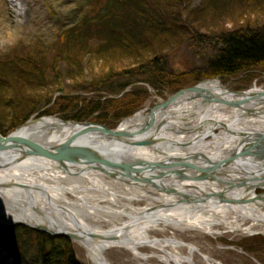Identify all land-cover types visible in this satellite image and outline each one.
Segmentation results:
<instances>
[{"label":"bare ground","instance_id":"1","mask_svg":"<svg viewBox=\"0 0 264 264\" xmlns=\"http://www.w3.org/2000/svg\"><path fill=\"white\" fill-rule=\"evenodd\" d=\"M198 90L175 95L159 114L162 125L148 132L141 146L110 145L95 137L85 140L103 147L120 163L133 168L141 165L155 173L154 178L186 165L207 168L221 164L214 174L224 182L264 181V151L255 150L264 143V102L236 103L243 97L232 95L218 79L202 82ZM263 93L254 88L247 97ZM206 95L224 102H206ZM143 114L124 122L120 132L135 129ZM63 122L51 116L31 118L13 130L11 137L44 147L60 145L79 130ZM230 159H234L232 164L227 163ZM200 175L199 170L194 171L188 178L156 187L152 182L109 176L79 156H55V147L47 154L24 157L0 147V223H21L51 234L71 235L94 264H108L104 252L114 248L163 264H195L196 254L201 263L216 264L210 255L200 254L197 246L173 233L166 235V229L213 237L220 233L216 226L227 233H264V194L259 200L233 203L207 200L225 194L227 187ZM165 186L176 188V192L161 188ZM250 192L241 188L227 197L238 199ZM134 202L142 204L135 206ZM141 247L152 252L142 254Z\"/></svg>","mask_w":264,"mask_h":264},{"label":"trees","instance_id":"2","mask_svg":"<svg viewBox=\"0 0 264 264\" xmlns=\"http://www.w3.org/2000/svg\"><path fill=\"white\" fill-rule=\"evenodd\" d=\"M82 1L84 2L79 3L82 7L76 15L78 19L60 29L49 48L35 40L32 45L19 46L20 50L29 54H23L22 57L7 54L2 57L3 61L0 60V94H4V88L8 90L9 86H30L28 92H34V96H28L26 90L20 91L19 96L14 97L16 103L13 108L10 107V111L5 107L8 102L0 105L1 125L6 127L5 130L0 128L3 136L24 124L38 110L44 99L35 95L40 93L38 86H54L57 91L64 92L67 81L70 86L107 88L116 86V80L121 82V79H125L126 81H122L118 86L126 88L131 80L142 81L156 93L160 94L164 90L167 94H173L183 88L184 84L180 82L176 83L175 87H170L172 82L184 77L193 78L198 83L205 79L231 78L252 70L264 73V25H245L211 35L190 33L186 29L189 26L180 24L181 15L178 11L182 0ZM103 1L105 3L102 8H98L92 15L91 9L83 8L87 2L92 6ZM219 4L225 5L224 0L211 1L209 5L216 9ZM183 30H186L188 39L180 43L187 44L191 56L199 60L201 65L190 68L179 76H173L167 69V57L159 55L156 50L158 45L171 41L176 33L184 32ZM178 42L176 45L180 44ZM48 51L54 52L53 64L45 65L42 62ZM93 61L99 63V71L102 74L95 77L94 84H86L84 78L88 68L89 73L94 76L93 70H90ZM61 64L65 71L60 70ZM47 71H51L49 77L44 74ZM142 94L144 96V90L136 88L128 91L126 96L120 97L119 101L102 103L98 99L94 102H84L75 109L82 110L79 113L84 116L74 114L70 119L84 121L96 114L93 116L94 123L112 128L122 118L129 116L128 107L134 105ZM117 102L121 103L118 108L113 107L116 111L119 108L125 109L124 116L115 113V119L107 122L108 114L103 111L104 107ZM73 106L77 107V104L74 103ZM14 111H19V114H13ZM26 232L22 227L0 225V238L4 239L10 248L14 247L13 240L18 242L22 239L25 242L28 239ZM29 232L31 231H28L31 237L36 235L35 255L40 259V264H80L75 259L69 239ZM262 244L264 241L258 236L247 240L244 248L264 253V248H260Z\"/></svg>","mask_w":264,"mask_h":264},{"label":"rangeland","instance_id":"3","mask_svg":"<svg viewBox=\"0 0 264 264\" xmlns=\"http://www.w3.org/2000/svg\"><path fill=\"white\" fill-rule=\"evenodd\" d=\"M211 1L217 2L218 0H182L178 11L181 15L180 24L186 27L189 26V28L186 29H188L190 33L197 32L207 35L216 34L222 30H233L239 27H244L245 25H264V0H224L225 5L219 4L216 9L209 5L211 4ZM82 2L84 1L0 0V60L3 61L2 57L7 54L17 55L19 57H22L23 54H29L26 51L20 50L19 46L23 45L24 47L26 45H32L35 40H39L44 47L49 48L51 43L55 40V34L63 27L71 25L78 19L76 15L82 7V4L79 5V3ZM104 3L105 2L103 1L99 2V4H92V6H90V3L87 2L83 8L91 9L90 14L92 15L98 8H102ZM183 31L184 32L176 33L171 41L168 40L165 41L164 44L158 45L156 50L159 55L163 54L167 57V69L173 76H179L189 71L190 68L201 65L199 60H196L191 56L187 44L180 43L182 40L184 41L188 39L186 30ZM177 42L180 44L176 45ZM38 55L41 54L38 53ZM53 55V51L45 53V58L42 63L45 65L53 64ZM92 65L93 66L92 68L90 67V70H93L94 76L89 73L90 71L88 68V70L85 71L86 76L84 78L86 84H94L95 77L97 78L99 74H102L99 71V63L93 61ZM60 70H64L62 64L60 65ZM44 74L49 77L51 71H47ZM218 80L228 91L231 92L250 91L254 88L259 91H264V73L260 70H252L235 77L225 79L220 78ZM122 81L124 82L126 80L121 79V82L116 80L114 82L116 86H110L107 88L101 86H70V83L67 81L65 84L66 86H64V92L57 91L54 86H38L37 89L40 90V93H36L35 95L44 99L39 105L38 110L40 111L36 110L38 113L32 116V118L51 116L63 121L72 122L70 118L75 116L74 114H81L79 112L82 111H75V109L82 106L81 104L84 102H94L98 99L102 103L119 101L120 97L128 94V91L136 88L142 89L144 90V96L142 94V96L135 101L134 105L128 107L130 113L129 116H132L134 113L140 111L145 113V111L159 105L162 101L172 95L167 94L164 90H162V93L160 94L156 93L142 81L131 80L126 88H122L121 86H118ZM180 82H182L181 84H184V87L179 90L188 89L197 85V81L193 80V78L184 77L183 79L172 82V86L170 87H175L174 85ZM185 84H188V86H185ZM28 87L30 86H9L8 90L4 88L6 92L0 94V105L8 102V104H5V107L10 111V107L13 108L12 106L16 103V98L14 97L19 96L18 93L20 91L22 92L23 90H26L28 92ZM27 95L34 96V92H28ZM74 103L77 104V107L73 106ZM120 104L117 102L104 107L103 111L105 114H108L107 122L115 119V113L124 116L125 109L119 108V110L116 111L113 107L115 106L118 108V105ZM13 114L18 115L19 111H14ZM95 115L96 114L93 116ZM82 116L84 115L81 114L80 117ZM93 116L81 122L106 127L94 123ZM8 120L9 119H7V121ZM1 122L2 119L0 117V128L1 130H5L6 127L1 125ZM23 125L24 124H21L16 127V129ZM218 132L219 131L214 133L217 134ZM256 192L262 193L264 190H256ZM69 197L71 196L69 195ZM133 204L137 206L141 205L142 202H134ZM0 225L5 227H22L27 231L26 235L28 236V239L25 242L22 241V239H19L18 242L13 240L14 244L12 246L14 247L12 248L9 247L4 239L0 238V256L8 257L7 259L14 264H40V259L35 255L34 239L36 238V235L32 234L33 236L31 237L28 234V231L45 233L52 237H62L55 236L56 234L48 233L43 229L38 230L21 223L10 225L0 223ZM214 229L220 231L215 237L205 234H195L193 232L180 233L174 231V233L170 228L166 229L165 234L171 235V233H173L176 238H179L185 243L197 246L200 250V254L210 255V258L216 264H264V253H257L244 248V245H247V240H251L255 237L259 236V238H262L264 241V233L257 232L255 234L245 235L241 233H227L223 231L220 226H216ZM165 234L154 233V236L164 237ZM70 245L73 249L75 259L80 264H94L89 258L88 252L79 243L71 240ZM247 246L249 248V244ZM262 247L264 248V244H262L260 248ZM139 251L142 254H149L152 252V250L145 247H141ZM21 256H23L22 259L20 258ZM104 257L108 264H163L156 259L143 260L136 258L124 248L109 249L104 252ZM200 260L201 256L196 254L194 257V263L204 264L201 263Z\"/></svg>","mask_w":264,"mask_h":264},{"label":"water","instance_id":"4","mask_svg":"<svg viewBox=\"0 0 264 264\" xmlns=\"http://www.w3.org/2000/svg\"><path fill=\"white\" fill-rule=\"evenodd\" d=\"M206 81H212V80H204ZM202 82L198 83L195 86H192L188 89L179 90L176 93L169 96L166 100L162 101L159 105L154 106L153 108L149 109L146 113L143 115L142 121H140L139 124H136L134 127L135 129L130 130L127 132H120L121 125L131 119H134L138 113H134L132 116L124 118L120 121V123L115 126L114 128H105L103 126H96L92 125L86 122H76V121H64V124H74L76 125L79 130L73 132L68 138H66L60 145L56 146H50V147H44L37 144H34L30 141L23 140V139H17L12 138L11 134H8L7 136H2L0 134V147H3L4 150L8 153H16L17 156L21 155V157L29 156L37 153L41 154H47L50 153L51 150L55 147V156L58 155H75L79 156L82 159L86 160L92 167L103 170L109 176L115 177V178H121L124 177L127 180H131L133 182H139V183H148L152 182L156 187H159L161 185L160 183L167 182L169 180L173 179H183L188 178L191 176L194 171L201 174L200 176H207L211 181H217L218 183L226 186V192L222 195H216L214 197H208L207 200H213L214 198H217L221 201H227L233 203L234 201H247L246 198L249 200H259L264 193L257 194L255 191L257 189L264 190V181L256 182V183H249L247 181L242 180L243 182H224L222 181L217 175L214 174V171L218 168L222 167L221 164H216L213 167H204V168H195L197 166L192 165L191 167L186 165V167H181L178 170L176 169L175 173L172 174H159L158 178H154L152 176H155V173L153 174L150 170H145L143 168H140L137 166V168H133L131 166H128L127 164L120 163L116 161L112 154L105 151L103 147L95 144H90L86 142L85 138L95 137L99 138L101 140L106 141L110 145H121L127 148H133L134 146H141V144L145 143L144 136L149 135L148 132H150L153 128H156L160 125H162L163 120H159V114L165 110L172 101V98L181 93L185 92H198V85ZM232 95H238L240 97H243V100H240L236 103L239 104H246L247 102H250V104L258 103V102H264V96L258 95V96H251L247 97L249 91H238V92H231ZM264 94V93H263ZM256 98H259V101H254ZM254 101V102H253ZM206 102H220L223 103L224 101L220 100L217 97H214L212 95H206ZM235 105V104H234ZM237 106V105H235ZM255 149L258 152L264 151V143H260L258 146L256 145ZM51 149V150H50ZM264 154V153H261ZM234 159H230L229 162H233ZM226 163V164H227ZM168 185V184H167ZM164 190H169L170 192H176V188L165 186L161 187ZM241 188L244 189H251L250 194L246 196H241L240 198L236 199L235 196H232L231 198H228L227 195L229 193H233L234 191L240 190ZM184 198V197H183ZM226 199V200H224ZM199 201V200H195ZM40 229V228H36ZM59 236H64L68 239H74L73 236L68 234H57Z\"/></svg>","mask_w":264,"mask_h":264}]
</instances>
